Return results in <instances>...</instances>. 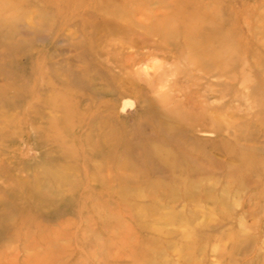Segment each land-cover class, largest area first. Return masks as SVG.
Listing matches in <instances>:
<instances>
[{
  "label": "rangeland",
  "instance_id": "1",
  "mask_svg": "<svg viewBox=\"0 0 264 264\" xmlns=\"http://www.w3.org/2000/svg\"><path fill=\"white\" fill-rule=\"evenodd\" d=\"M0 264H264V0H0Z\"/></svg>",
  "mask_w": 264,
  "mask_h": 264
}]
</instances>
